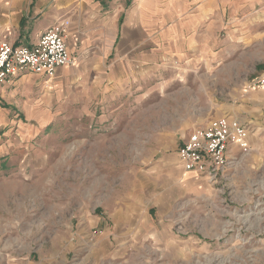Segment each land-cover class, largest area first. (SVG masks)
<instances>
[{
	"label": "rangeland",
	"instance_id": "1",
	"mask_svg": "<svg viewBox=\"0 0 264 264\" xmlns=\"http://www.w3.org/2000/svg\"><path fill=\"white\" fill-rule=\"evenodd\" d=\"M233 1L215 49L172 35L110 88L109 63L0 83V264H264V0ZM224 115L249 149L191 178L178 149Z\"/></svg>",
	"mask_w": 264,
	"mask_h": 264
},
{
	"label": "crops",
	"instance_id": "2",
	"mask_svg": "<svg viewBox=\"0 0 264 264\" xmlns=\"http://www.w3.org/2000/svg\"><path fill=\"white\" fill-rule=\"evenodd\" d=\"M229 2L132 0L127 4L125 0H0V41L32 45L56 21L68 19L70 25L65 40L72 64L109 63L120 67V77L111 74L109 78V82H112L110 88L120 80H128L133 75V67L143 70L149 61L150 49L156 53L168 50L166 42L170 44L172 35H178V39L175 38L171 43H177L176 47L180 49L185 48L181 37L185 33L192 34L188 41L192 44L190 48L215 49L218 44L217 33L228 21L233 20L227 21L234 16V11L231 16H226ZM232 5L238 7L235 3ZM209 33L214 38L209 37ZM85 49L88 54H92L88 58L82 57ZM61 71L59 68L55 77ZM24 75L11 80L13 82ZM261 94L264 99V91ZM178 163L183 168L179 159ZM190 175L191 178L198 177L193 172Z\"/></svg>",
	"mask_w": 264,
	"mask_h": 264
},
{
	"label": "built area",
	"instance_id": "3",
	"mask_svg": "<svg viewBox=\"0 0 264 264\" xmlns=\"http://www.w3.org/2000/svg\"><path fill=\"white\" fill-rule=\"evenodd\" d=\"M69 25L68 19L56 21L32 45L0 41V83L26 72L51 79L59 68L72 64L65 40ZM254 84L264 88V72ZM232 145L249 149L246 127L234 117L214 118L191 131L178 149V159L185 171L216 181L230 164Z\"/></svg>",
	"mask_w": 264,
	"mask_h": 264
}]
</instances>
